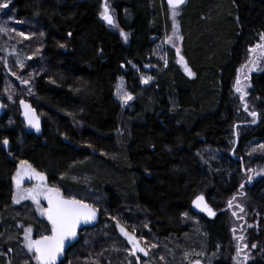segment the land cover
<instances>
[{
    "label": "trees",
    "instance_id": "obj_1",
    "mask_svg": "<svg viewBox=\"0 0 264 264\" xmlns=\"http://www.w3.org/2000/svg\"><path fill=\"white\" fill-rule=\"evenodd\" d=\"M104 2L11 0L0 10V44L8 51L0 52V264L4 248L16 249L13 241H3L18 236L14 220L32 223L12 201V176L22 160L44 174L49 186L100 212L97 225L79 232L60 264L74 258L86 233L100 229L112 241L99 255L77 250L72 264H130L122 246L112 251L118 249L117 223L137 237L151 234L173 259L193 253L179 264L205 262L231 241L223 203L241 188L249 145L264 140V69L249 75L260 113L239 138V156L228 152L236 118L233 84L264 33V0L185 1L178 24L192 77L180 69L172 49L166 50V64L154 55L155 42L171 29L164 0H106L128 36L126 44L101 19ZM128 61L151 75L148 87L140 85ZM9 70L24 86H9ZM120 76L134 96L125 109L113 97ZM20 99L42 117L41 136L19 119ZM246 194L262 215L257 240L264 245V179L248 185ZM197 196L217 214L194 212ZM33 225L35 236L50 233L47 219L37 217ZM120 243L128 247L123 238ZM224 256L216 255L213 264H231ZM24 262L18 256L12 264Z\"/></svg>",
    "mask_w": 264,
    "mask_h": 264
},
{
    "label": "rangeland",
    "instance_id": "obj_2",
    "mask_svg": "<svg viewBox=\"0 0 264 264\" xmlns=\"http://www.w3.org/2000/svg\"><path fill=\"white\" fill-rule=\"evenodd\" d=\"M164 2H166L167 8H168L169 19L171 22V29L167 34L163 36L162 39L157 40L155 42L154 55L157 57V59H159V61H161L163 64H166V60H167L166 50L167 48L172 49L175 53V61L180 67V69L188 77H192L193 74L192 75L188 74V72L189 71L191 72V70L187 66L185 59L183 58V61L180 60V57H182L181 39H177V36L180 37L178 16H179L180 8L182 5L177 9L178 14L175 16V21H174L171 10L168 7L167 0H164ZM108 7H109V12L112 15L113 20H114V25H110L111 28L117 31L119 34L121 32H124L117 25L116 20H115L114 11L109 4H108ZM174 22L176 24L175 29L173 28ZM126 37L127 38L125 39L124 37L121 36L125 44L128 41L127 34H126ZM167 37H171V41H169L168 43H165L164 41ZM259 43H264V42L259 40L257 44ZM177 48L179 49V53H177ZM0 52H3L5 56L8 54V51L4 49L1 46V44H0ZM8 57H11V56L8 55ZM248 59H249V54H248V58L245 61V64L248 61ZM15 60H17V58ZM242 66L243 65L239 67V69H242V71L240 72L241 87L243 91L247 93V95L245 96L244 101H241L240 93H237L234 88L236 81L233 84V92H232V99L234 100L233 103H234V108L236 112V118L231 126L232 127L231 140H230L231 144L228 149V152L235 156H239L237 152V148H238V141H239L240 136L253 123L257 122L259 118L260 112H259V106H258V98L255 95L251 87L249 75L251 72L264 69V60H262L261 63L258 66H256L255 69L252 71L248 70L249 67H252L251 65H249L248 67H244V68H242ZM128 67L138 71L139 83L141 86H144V87L149 86V84L152 81V77L149 73H144L140 69L138 70V67L130 61H128ZM237 74H236V78H237ZM245 77H247V79H245ZM142 79L147 80V82L146 83L142 82ZM7 80H8L7 82L9 86H14L13 81L24 86L22 80L16 77V75H14L10 70L7 72ZM125 93L132 96V99L129 100L126 104L122 103V97L124 96ZM113 97L115 101H117L122 106L123 109L129 107L134 99L133 94L128 89L126 81L122 76L118 78L116 87L114 89ZM244 104L248 105V111H255L257 113V117L255 118V121H253V117L250 116L248 112L244 110ZM261 145H264V140L262 141L255 140L249 145L248 153H249L250 159L248 158V160L243 164L244 173L242 175L241 185L243 184L244 187L240 188L235 195L227 198L223 203V210L227 214L228 221H229L228 223H229V232L231 236V241L225 249H221L223 251V254H219L218 252L210 253L205 261V263L207 264H213V261L215 260L216 255L217 256L220 255L223 257H225L224 255H227L228 259H230L231 261V264H251L253 262H259V261L264 260V245L261 241L257 240L260 235L258 225L260 223V220H262V215L259 212V210L256 207H254L252 203L249 202V199L246 196L247 195L246 187L248 184H251V183L253 184V182L259 178L264 179V148H261L260 147ZM19 165L20 163L17 165L13 176L16 175ZM249 169H251L252 171L249 172L248 171ZM249 175L253 177L251 181H249L248 179ZM13 176H12V186H13V193H14L16 191V186L13 181ZM38 183L39 181H37L34 178L30 179L28 177V174L25 173V175L22 178L21 188L29 189ZM45 184L48 187H51L48 185L46 178H45ZM233 197H235L234 200H233ZM230 200H232L231 206H229ZM45 201L46 200H43L41 198L39 205H37L30 199L21 200L19 203L13 202L14 205H17V206L19 205V206L24 207L18 211V214L23 218L30 219L32 223L25 225L20 220L19 221L17 220L16 223L14 220L15 228L19 231L18 236H14V238L12 239V235H7L3 239V241H6V240L13 241L14 245L16 246V249L14 250L12 247L4 248L5 251H3V253L1 254V256L5 258V261H6V262L4 261V264H12L14 259H16L18 256L21 259H24L27 262V264H36L35 260L32 258V254L28 253L27 249L24 247V244H25V240H24L25 231L24 230L26 228L31 227L33 230L32 238L35 239L39 237L40 234L37 236L34 235L33 223L37 222V217H39L40 219H46V217L41 216L40 212L38 211V208H45ZM237 205H239L240 207H237ZM209 207L212 209V211L215 214H217L218 210L213 209L211 206ZM241 207L243 208V211L240 210ZM234 212L236 213V215H233ZM188 221L190 220L188 219ZM142 229H146V227L142 226ZM105 233L106 232L104 229H100L96 232L86 233L83 236L85 238L84 244L82 246H79L76 250L73 251V253H71L73 255L74 252H76L74 255V258L72 257V259L68 261L67 264H72V262L77 259L76 258V256L78 255L77 250H82L83 252L85 251V252H89L90 254H95V255L101 254L102 246L106 244L107 241H112V239L105 240V238L109 236L108 234H105ZM129 234L134 235L139 242V246L141 248H144L148 253L147 255H145L144 252H140L137 250L135 251V255H132L131 254L133 252L132 244L128 242L127 238L120 232L119 228L117 227L115 231V235H116V238L118 239H115L117 244H114V245H117L118 249L113 247L112 251L116 253L117 251L121 250L120 246H122L124 249V253H125L124 257L125 258L130 257V264H134V262L137 264H142V263L144 264H179L178 261H180V259H182V262H183L185 258H188L189 255L193 254L192 252H190L187 255L183 254L184 256L180 259L179 257H174L173 259V257L170 254L164 253L165 246L161 243L158 244L156 241H154V237L151 234L146 233L147 234L146 236L144 235L142 231L140 232L139 237H137L134 232H130ZM251 235H252V238H251ZM93 237H96V238L102 237V238H100L99 240H94ZM240 237H243V239H240ZM122 238L124 239L128 247H125L123 244L120 243V241H122ZM177 243H175L176 246H177ZM152 245H156V247H152ZM238 245L241 249L239 256H237V246ZM252 245H256V247H252ZM9 249H11V251H9ZM233 257H236V259H233ZM175 259L177 262L175 261ZM201 260H204V259H201ZM26 262H24L23 264H26Z\"/></svg>",
    "mask_w": 264,
    "mask_h": 264
},
{
    "label": "snow or ice",
    "instance_id": "obj_3",
    "mask_svg": "<svg viewBox=\"0 0 264 264\" xmlns=\"http://www.w3.org/2000/svg\"><path fill=\"white\" fill-rule=\"evenodd\" d=\"M10 2L11 0H8V2L6 3H0V10L8 8ZM167 3L169 9L171 10L173 20L175 21V16L178 14L177 9L185 3V0H167ZM100 16L101 19L106 21L109 25H114V20L109 12V7L106 0L102 5ZM173 28H176L175 22L173 24ZM17 34L20 36H24L25 39L28 38L22 32ZM120 34L125 39L127 38L124 32H121ZM69 35H71V33ZM177 39H181V37L177 36ZM260 40L264 42V33L260 34ZM169 41H171V37H167L164 42L168 43ZM61 47H63V45H61ZM248 52L249 59L246 64L242 66V68L251 65L252 67H249L248 70L252 71L261 63L262 60H264V43H259L255 47L249 48ZM177 53H179L178 48ZM180 60L183 61V57H180ZM241 71L242 69L237 70L238 74L234 88L237 93H240L241 101H244L247 93L244 92L241 87ZM188 74L192 75L190 71L188 72ZM245 79H247V77H245ZM142 82L146 83L147 80L142 79ZM24 83L27 82L24 81ZM131 99L132 96L125 93L122 97V103L126 104ZM20 103L25 110L24 116L29 126L39 131V118L35 115L34 110L23 100H21ZM244 110L248 112V114L253 117V121H255L257 113L255 111H248L247 104H244ZM2 143L4 145H7L8 140L5 139ZM260 147L264 148V145H261ZM248 171L251 172L252 170L249 169ZM25 173L28 174V177L30 179L34 178L39 181V183L32 188L22 189L21 182ZM248 179L249 181H251L253 177L249 175ZM13 181L16 186V191L12 196L14 203H19L21 200L30 199L34 203L39 205L41 198L47 201V207L38 208V211L40 212L41 216L47 218L48 224L50 225V234H40L38 238L33 239L32 228H26L24 230V247L27 249L28 253L32 254V258L35 260L36 264H56L57 259L64 252L66 244L76 238L78 225H80L81 223L87 224L94 220L96 218L98 209L93 204L86 203L82 199L75 198V196L65 197L58 187H48L45 184L44 174L33 169L32 166L27 163V161L22 160L20 162L17 173L15 176H13ZM240 187L243 188L244 185L242 184ZM234 199L235 197H233V200ZM193 204L201 211L207 212L209 216L215 215L212 209L208 207V205L204 202L203 196H197L193 201ZM231 204L232 200L229 201V206H231ZM237 207L240 206L237 205ZM240 210L243 211V208L241 207ZM233 215H236V213L234 212ZM117 227L119 228L120 232L127 238L128 242L132 244V255H135V251L137 250L140 252H144L145 255L148 254L144 248H141L139 246V242L134 235L129 234V232L126 231L125 228L122 227L119 223H117ZM240 239H243V237H240ZM152 247H156V245H152ZM252 247H256V245H252ZM9 251H11V249H9ZM240 251L241 249L238 245L237 256H239ZM233 259H236V257H233ZM195 264H200V261L197 260Z\"/></svg>",
    "mask_w": 264,
    "mask_h": 264
},
{
    "label": "water",
    "instance_id": "obj_4",
    "mask_svg": "<svg viewBox=\"0 0 264 264\" xmlns=\"http://www.w3.org/2000/svg\"><path fill=\"white\" fill-rule=\"evenodd\" d=\"M105 22V24H107V25H109L106 21H104ZM156 38V36H154V37H152V40H154ZM21 100H23L26 104H28V105H30L31 106V108L34 110V113H35V115L39 118V125H40V130L39 131H37L35 128H32V127H30L29 126V124H28V122H27V120L25 119V116H24V108L22 107V105H21ZM0 105H2V106H0V116H2L3 115V113H4V106H3V104L0 102ZM17 109H18V111H19V119L21 120V122L23 123V125L29 130V132H31V133H33L34 135H36V136H41L42 135V124H43V119H42V117L38 114V112H37V110L31 105V103L29 102V101H27V100H25V99H20V100H18V102H17ZM66 197V196H65ZM196 199V198H195ZM194 199V200H195ZM193 200V201H194ZM204 202L208 205V207H209V204H208V202L206 201V199L204 198ZM47 207V201H45V208ZM192 209H193V211L194 212H196V213H205V214H207V212H205V211H201L199 208H197V207H195L194 206V204H193V202H192ZM99 214H100V212H99V210L97 211V215H96V218L94 219V220H92L91 222H89V223H87V224H84V223H81L80 225H78V227H77V236H76V238L74 239V240H72L71 242H69V243H67L66 244V247H65V250H64V252L59 256V258L57 259V262H56V264H60L64 259H65V255H66V253H67V251L78 241V238H79V232L82 230V229H84V228H89V227H94V226H96L97 225V222H98V219H99ZM208 215V214H207ZM209 216V215H208ZM209 217H212V216H209ZM47 219V218H46ZM50 234V233H49ZM38 238V237H37ZM36 239V238H35ZM197 260H199V259H197ZM197 260H194V261H192V262H190L189 264H195V262L197 261ZM200 261V264H207V263H205V262H203V261H201V260H199Z\"/></svg>",
    "mask_w": 264,
    "mask_h": 264
},
{
    "label": "flooded vegetation",
    "instance_id": "obj_5",
    "mask_svg": "<svg viewBox=\"0 0 264 264\" xmlns=\"http://www.w3.org/2000/svg\"><path fill=\"white\" fill-rule=\"evenodd\" d=\"M251 184H252V183H251ZM251 184H248V185H251ZM248 185H247V186H248Z\"/></svg>",
    "mask_w": 264,
    "mask_h": 264
}]
</instances>
